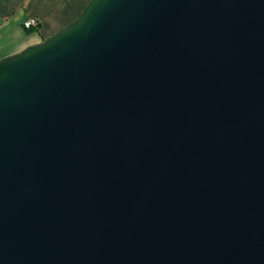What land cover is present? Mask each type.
<instances>
[{
	"label": "water",
	"instance_id": "obj_1",
	"mask_svg": "<svg viewBox=\"0 0 264 264\" xmlns=\"http://www.w3.org/2000/svg\"><path fill=\"white\" fill-rule=\"evenodd\" d=\"M0 264H264V0H90L0 60Z\"/></svg>",
	"mask_w": 264,
	"mask_h": 264
},
{
	"label": "crops",
	"instance_id": "obj_2",
	"mask_svg": "<svg viewBox=\"0 0 264 264\" xmlns=\"http://www.w3.org/2000/svg\"><path fill=\"white\" fill-rule=\"evenodd\" d=\"M90 0H0V60L42 42L75 21ZM36 17L35 29L23 22Z\"/></svg>",
	"mask_w": 264,
	"mask_h": 264
},
{
	"label": "built area",
	"instance_id": "obj_3",
	"mask_svg": "<svg viewBox=\"0 0 264 264\" xmlns=\"http://www.w3.org/2000/svg\"><path fill=\"white\" fill-rule=\"evenodd\" d=\"M39 23H40V21L38 18L30 17L23 22V27L25 29L31 30V29H35L36 27H38Z\"/></svg>",
	"mask_w": 264,
	"mask_h": 264
},
{
	"label": "rangeland",
	"instance_id": "obj_4",
	"mask_svg": "<svg viewBox=\"0 0 264 264\" xmlns=\"http://www.w3.org/2000/svg\"><path fill=\"white\" fill-rule=\"evenodd\" d=\"M24 28V27H23ZM27 30H30V29H27Z\"/></svg>",
	"mask_w": 264,
	"mask_h": 264
}]
</instances>
